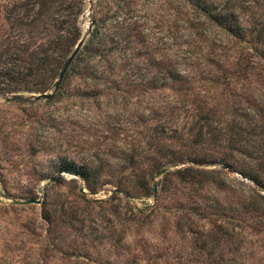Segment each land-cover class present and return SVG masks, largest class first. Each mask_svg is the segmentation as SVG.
Returning <instances> with one entry per match:
<instances>
[{"label":"rangeland","instance_id":"rangeland-1","mask_svg":"<svg viewBox=\"0 0 264 264\" xmlns=\"http://www.w3.org/2000/svg\"><path fill=\"white\" fill-rule=\"evenodd\" d=\"M38 1L0 0V63L20 41H58L50 46L52 70L44 78H32L19 92L0 83V264H264V200L257 196L264 190L239 173L246 165L262 173L245 155L256 150L236 152L227 139L238 109L264 113L258 50L238 41L226 52L223 33L196 19L187 31L181 1L133 0L148 37L132 42V51L150 45L142 56L170 60L190 78L172 81L160 69L165 82L150 88L143 77L128 76L130 65L111 74L102 62L104 73L90 71L84 44L98 12L117 0L71 1L70 10L46 2L44 24L32 30L17 24L26 11L34 16ZM238 1L242 20L261 32L264 47V0ZM75 28L78 35L66 32ZM41 93L52 95L35 100ZM256 130L261 154L264 129ZM162 154L168 173L183 166L208 173L189 182L166 173L147 177ZM228 156L245 162L221 167L232 161ZM200 159L205 162H191ZM64 160L86 164L87 179L61 171ZM249 197L258 198L252 209Z\"/></svg>","mask_w":264,"mask_h":264},{"label":"trees","instance_id":"trees-1","mask_svg":"<svg viewBox=\"0 0 264 264\" xmlns=\"http://www.w3.org/2000/svg\"><path fill=\"white\" fill-rule=\"evenodd\" d=\"M71 1L78 5L82 3L81 0H39L37 2L38 9L32 18H29V14L26 11V15H24L25 20L16 17L15 21L20 26L24 25L29 30H32L36 25L44 24L41 15L48 9L46 2H56L59 9L70 10L72 8ZM174 1H181L185 9L183 25L187 31H193L192 25L195 23L192 21L193 19H196L198 25L199 23L205 22L204 24L207 26H213L223 33L225 40L221 41L219 44L220 48L227 50L226 52L231 51V43L242 41L251 45L255 50H258V57L264 61V47L261 46L263 40L262 34L261 32H257L255 27L249 28L246 26L247 24H245L241 18V11L243 9L240 8V2L238 0H226L221 4L216 3L217 0H171V3ZM131 2H133V0H117V4L114 8L104 5V10L98 12L97 19L93 21L94 24L96 22L97 24L94 25V28L90 31V38L84 44L86 60L89 64L92 63L90 64V71L94 74L104 73V68H98V65L102 62L107 64L111 74H114L116 71L118 72L122 67L130 65L131 72L128 73V76L137 78L140 76L143 77L142 79H144L145 86L148 85L150 88L158 87L157 82L159 81L165 82V78L160 69H163L172 81L176 80L181 83V81L190 80L189 76L181 75V69L177 68L174 62L163 60L161 57L145 58V55L142 56L147 49H150V45L144 48H138L137 52L132 51V42L147 43L146 39L148 35L139 28L143 20L140 19V15L135 13L137 9L131 8ZM34 4L35 2H27V6H32ZM58 22L61 25L66 22V20L61 19L58 20ZM197 29L198 26H196L195 30ZM203 30H206V28L203 27ZM66 32H75L74 34L78 35L76 28L74 30H66ZM56 43H58V41L54 39L47 44L27 40V42L20 41L15 44V46L11 48L14 49L12 51L7 49L2 55L4 56L3 61L0 63L1 69H3L2 72H0V78L8 81H0L4 86L2 89L8 90L7 92H19L18 90L20 89L18 88L27 85V83L31 82L32 78H44V76L52 70L51 65L53 59L51 58V53H53L54 48L50 46L53 44L54 47H56ZM115 52L120 54L119 58L115 57ZM146 53H149V50ZM168 63L171 67H168ZM152 68H156L157 70L155 73L150 74ZM130 80L134 81L132 79ZM139 81L141 84V79ZM162 84L163 83H160V85ZM14 96L20 101V95L15 94ZM263 116L264 113L261 108L257 109L251 106H245L238 109L236 117L229 122L231 134L227 139L236 152L242 149L244 151L248 150L250 146L256 150L254 154L250 151L245 155L249 160H257L258 169L262 173L255 169L248 168V165H246L248 169L245 168L244 170H240L239 173L264 190V158L262 157L264 155V150L261 154L258 152L261 149L263 139L260 137L262 133L256 130L257 128L264 129V125L262 124ZM195 123L197 124L198 120L195 121ZM158 126L159 125L154 126V133L158 132ZM222 129L223 128H220V130ZM162 132L161 128L160 133ZM157 138H160V136ZM196 138L199 139V129ZM164 155L165 154H162L155 158L154 163L147 169V177L152 178L161 173H166L164 176L168 179L177 178L180 181L189 182L188 180L195 176H204L208 173L206 169H195L192 166H183L168 173L166 171L167 166L163 163L165 162ZM228 158L232 159L230 156H228ZM179 160L180 159H176V162ZM191 162L201 164L205 162V160H191ZM244 162L245 160L243 159L238 161L237 159H232V161H221V167L233 169V164L237 166ZM60 169L61 171L77 174L84 179H87L90 172L86 164L76 166L73 161L68 160L62 161ZM257 196L259 199L264 200V195L257 194ZM257 199L258 198L255 197H249L247 205L249 204L252 209L254 206L253 202Z\"/></svg>","mask_w":264,"mask_h":264},{"label":"water","instance_id":"water-1","mask_svg":"<svg viewBox=\"0 0 264 264\" xmlns=\"http://www.w3.org/2000/svg\"><path fill=\"white\" fill-rule=\"evenodd\" d=\"M82 39H80L76 45V47L74 48V50L71 52V54L68 56V58L66 59V61L64 62L63 64V67L61 68L59 74H58V77L56 79V81L54 82V85H53V90H55L58 85L60 84L70 62L72 61L73 57L76 55L79 47L82 45ZM52 95V93H41V94H38V95H35L34 96V99L35 100H40V99H48L50 98V96ZM26 202H36V203H39V200H30V201H26Z\"/></svg>","mask_w":264,"mask_h":264}]
</instances>
